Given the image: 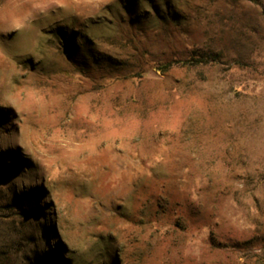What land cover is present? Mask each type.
<instances>
[{"label":"rangeland","instance_id":"obj_1","mask_svg":"<svg viewBox=\"0 0 264 264\" xmlns=\"http://www.w3.org/2000/svg\"><path fill=\"white\" fill-rule=\"evenodd\" d=\"M0 264H264V0H0Z\"/></svg>","mask_w":264,"mask_h":264}]
</instances>
